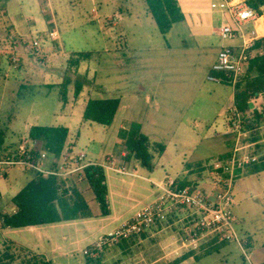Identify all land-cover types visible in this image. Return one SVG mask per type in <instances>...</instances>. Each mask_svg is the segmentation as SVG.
<instances>
[{"label": "crops", "instance_id": "crops-1", "mask_svg": "<svg viewBox=\"0 0 264 264\" xmlns=\"http://www.w3.org/2000/svg\"><path fill=\"white\" fill-rule=\"evenodd\" d=\"M4 1L7 5L10 0ZM62 1L64 0H26L24 5L25 12H31L30 7L34 5L36 9L39 8L38 11H41L39 5H42V3H44L43 6L45 10L48 11V17L43 16L42 12H38L37 15L35 14V17H27L34 20V23L30 22L23 25L21 23V18L24 14L15 16V19L14 16H9V20L14 26V29L19 30V28H21L20 26H25L23 32L26 31L29 33V28H35L37 29L36 34H41L39 38H34L31 33H29L30 35H23L21 37L22 40L31 37L32 39L34 38L33 40L39 41L41 49L35 55L39 57L38 61L33 57L27 56L29 59L31 58L30 60L32 63L36 64V67H31L27 59H24L22 60L23 62L26 60L24 63H21V60H19L20 68L15 71H18L21 78H23V83L24 81L38 83L42 85L45 90L50 89L58 91L61 108L56 112V116L60 117L61 121L58 125L46 126L63 127L68 131L66 144L61 153V157L58 158V164L67 154H83L86 162L95 164H102L107 157L111 156L117 161L124 163L129 171H137V176H122L111 171H103L104 175L108 172L115 176L111 182H109L105 176L107 186L106 200L109 208V215L106 217H101L100 209L85 180L84 174L71 176L65 183L66 185L69 184L76 188L87 205L90 217L15 230L3 228L1 223L0 255L3 253L4 249L11 248L27 253L31 256V259L33 257L43 258L50 264H55L63 260L70 262L71 260H76L79 255H82L84 264H86L84 254L91 245L93 248L101 237L118 229L123 223L130 220L139 210L157 198L156 190L158 191V189L153 184H158L162 182L165 177H168L175 179L178 185L182 187L188 186L186 185L188 181H193L192 184H197L201 188L209 187L210 180L209 182L207 181L205 187L203 185L204 181L196 179L195 174L191 173V171L199 169L203 174L208 176V173H206L208 172L206 169L207 165H209L213 159L224 158L232 150L234 143L231 140H227L233 133L231 122L228 120L227 111L233 104L234 94L231 89L228 101L217 113V118H224V121L221 122V126L210 132L213 133L214 137L213 139L211 138L210 142L212 144L208 147L216 149L212 154H204L198 152L197 148H191L189 149L191 151L187 157L183 155L181 158L179 150L175 145L172 152L168 154V147L160 144L161 139L155 138L156 135L154 132L146 133L145 128V124L147 123L157 128L165 116L171 115L161 108H169L170 110L171 106V110L178 113L175 102L169 101L171 97L164 92V89L170 85L164 83L168 78V70H164L163 73L158 74V79L154 82L143 83L139 81L138 85L140 86H134L131 95L120 94L122 91L119 89L120 86L129 82L126 76L128 74L124 72V70L128 69L130 66H136L135 63L142 59V57L139 56V52L148 54V56H146L148 57V61H152L156 55H158L162 61H167L173 58L177 52L179 53L178 56L183 60L182 62H187L190 58L188 56L193 55L195 56L193 65H197L200 68H208V70H210L211 65L216 60L217 52L222 46H218L217 43L214 45L212 40L213 38H218L215 36L214 31L221 22L220 15L210 8V3L214 2V0H176L183 15L182 21L172 25L171 29L166 34L159 33L161 35L160 37L164 39L163 45H160L157 49L154 47H145L146 50L143 51H138V47L129 44V34L127 33L128 25L132 27L141 26V19L138 17L139 15H137L140 10H142L141 12L145 19H150L146 7L140 4L142 0H87L89 4L85 10L83 9L82 15L84 16L81 15L83 27L90 28L93 24L94 26L96 25L97 31L105 34L106 29L101 26L103 18L109 17L110 19H116V21L112 23L114 27L113 33L111 35L108 34V37L102 35L99 38L105 44L104 50L110 54L109 60H111V68L114 65L115 80L113 85L114 91L112 92L103 89L100 83L101 79L97 81V69H100V65L98 64L99 60L96 58L98 52H91L92 50L81 51L76 48L70 49V44L65 42L62 33L58 30V15L56 12L61 8ZM15 2L18 8H20L19 4H21V8L23 7V3L17 2V0H15ZM66 5L70 10L72 9L70 3L67 4L66 2ZM139 7L141 8L140 10H138ZM109 10H111V13ZM40 14L42 15L41 17ZM120 21H122L121 24ZM120 27H122L121 30ZM106 41L111 42L110 47H106ZM154 52H156V55H154ZM80 53L88 54V59L81 61L76 69L69 70L67 62L70 56ZM105 68L109 67L106 66ZM142 69L145 70L147 75L152 77V68H147V65H145ZM103 71L105 72L106 70L104 69ZM106 75L108 74H105V76ZM65 82H67V85L63 88L62 85H64ZM76 83L81 84V90L77 96H74V87ZM141 86L147 88H145L147 93L144 98L138 99L136 91H138ZM200 87L201 86H197L196 91L199 92ZM62 92H65L64 101L61 100ZM112 98L119 100V106L110 126L105 127L83 119V112L89 99ZM258 100L263 102L264 95H259ZM188 106L189 105H187V107ZM251 109L258 113L262 112H260L261 109H258L254 104H251ZM75 120L80 121V123H82L81 126L87 125L92 127V124H96L102 127L100 129V137L97 139H90L86 149H77L76 143L78 134L71 135L70 124ZM262 121L264 123V118L261 119V122ZM263 123L261 126H264ZM133 124L140 126V132L147 137L151 148L157 144L164 147V151L161 155L153 151L151 152L153 159L152 170L150 172L140 168L138 163L133 159H126L122 134L127 133L130 126ZM33 126L38 125H27L26 132L22 134L21 139H29L28 132ZM259 126H257L258 129L261 128V126ZM251 131H253V129L246 131L242 137H245L251 133ZM208 137L207 134L204 135L200 143L206 141ZM248 140L250 142L245 143L244 146L254 147L260 143H264V139H260L261 141H259V139L254 137H250ZM260 154L261 153H259V155ZM52 159H54V157L48 155L44 162L45 168L51 169L54 167V160ZM156 160L157 163L155 164ZM256 164H258L256 166L264 167V165H260L259 162ZM159 167L160 169H158ZM253 168L254 166H250L245 172L237 174L233 186L234 189L240 190V188L236 186L238 183L242 184V187L245 188L246 180L244 179L248 175L254 179L253 182L255 183H259L262 180L264 169L255 172L252 171ZM167 169L175 170V174L169 175ZM12 171H14V168L0 176V181L2 183L6 181L5 186L2 189L0 188V216L12 215L16 212L14 205L11 203L12 198L37 175L30 170L16 169L17 172H15L10 179L9 176ZM160 171H162V174ZM3 193L11 194L7 196L8 198L6 201L3 200ZM95 203L97 204L96 210L93 209ZM117 208L121 210L120 213L117 212ZM170 227L169 225H164L158 228H151L141 236V238L145 237L146 240H150L151 245L149 251L151 258L148 262L149 264H173L174 262H177L175 264H196L200 260V257H205L213 253L220 257L218 260L220 264H264V243L255 246L253 233L249 231L250 229L245 225L243 220L239 219L236 231L239 238L245 243L246 257L242 254L239 246L233 242L211 240L206 242V246L199 244L198 248L191 247L189 250H187L188 248L183 242L180 245L177 244L178 239L175 240L174 237V241L171 237H168L167 239H161L160 242L155 243V241H157L156 238L162 237L164 234L171 231ZM172 227L178 228V226ZM177 230L179 232V229ZM134 240L135 239L123 243L121 242L119 247L124 249L126 243L135 242ZM232 244L235 246H231ZM235 251L236 259H231ZM186 254H191V257L179 261V259ZM30 261H33V259ZM20 264H22V262H20ZM23 264H28V262H24Z\"/></svg>", "mask_w": 264, "mask_h": 264}, {"label": "rangeland", "instance_id": "rangeland-1", "mask_svg": "<svg viewBox=\"0 0 264 264\" xmlns=\"http://www.w3.org/2000/svg\"><path fill=\"white\" fill-rule=\"evenodd\" d=\"M17 2L23 3V7L21 8V4H19L20 8H18L15 0H10L7 5L4 0H0V130L5 134V153L15 150L14 148L17 147L20 142L22 134L26 132L27 125L54 126L58 125L61 121L60 117L56 116V112L61 108L58 91L50 89L45 90V88L38 83H29L25 81L23 83V78H21L18 71H15L20 68L19 60H21V63H24L26 61L23 62L22 60L24 59H27V62L31 67H36V64L32 63L30 60L32 57L28 53L27 44H29L34 38L41 37V34H36L37 29L29 28V33H31L34 38L32 39L31 37H28L26 40H22L21 37L23 35H28L29 33L26 31L23 32L25 26H20L21 28H19V30L14 29V26L9 20V16H14L15 19V16L24 14L25 16H22L21 23L25 25L30 22L34 23V20L29 18L35 17V14L37 15L38 12H42L43 16L48 17V11L45 10V7L43 6L44 3H42V5H39L41 11H38L39 8L36 9V6L34 5L30 7L31 12L27 13L24 9L26 0H17ZM66 2L67 4H71V10L66 5ZM61 3V8L56 12L58 15L57 28L60 33H62L65 42L70 44V49L76 48L81 51H97L98 55H96V58L99 60L98 64L100 65V69H97V81L101 79L100 83L105 91H114V65L111 68V60H109L110 54L104 50L105 44L99 38L102 35L108 37V34L111 35L113 33L114 27L112 26V23H114L116 19H110L109 17L103 18L101 26L106 29V33L104 34L103 32L97 31L96 25L94 26L92 24L94 27L90 26V28L82 26L81 15L83 14V9L85 10L89 4L87 0H64ZM140 4L145 7L143 0ZM140 9L141 8L139 7L138 10ZM2 11L5 13H2ZM109 11L111 13V10ZM141 11L142 10L137 13V15H139L138 17L141 19V26L132 27L131 25H128L127 27L129 44L138 47V51L146 50L145 47H154L157 49L160 45L164 44V39L160 37L161 35L154 22L151 21V18L145 19ZM42 15L40 14V17ZM121 22L122 21H120V24ZM121 29L122 27H120V30ZM212 40L214 45L217 43L218 46L228 45L230 43L222 42L219 38H213ZM110 45L111 42L106 41V47H110ZM178 54L179 53L176 52L173 58H170L167 61H162V59L156 55V52H154V55H156L155 58H153L152 61H148V57H146L148 54L139 52V56L142 57V59L135 63L136 66H128L129 68L124 70V72L128 74L126 76L129 82L120 86L119 89L122 90L120 94L131 95V91L134 90V86H137L139 81H142L143 83L154 82L158 79V74L163 73L164 70H168V78L164 83L170 85L164 89V92L171 97L169 101L175 102L178 113L171 110V106L170 110L169 108H161L171 115L165 116L157 128H154L150 123L145 124L146 133L154 132L156 135L155 138L161 139L160 144L168 147V154L172 152L175 145L179 150L181 158L183 155H185L184 157H187L191 151L189 149L191 148H197L198 152L209 155L216 150L215 148L208 147L212 144L210 142L211 138L213 139L214 137L213 133L210 132H212L213 129L220 127L221 122L224 121L223 117L217 118V113L228 101L231 88L226 85H218L208 82L206 77L209 70L208 68H200L197 65H193L195 56L189 55V60H187V62H182L183 60ZM27 56L31 58L29 59ZM13 57L18 59V61L13 62ZM33 58L37 59L36 61L39 59L38 56H33ZM145 65H147V68H152V77L147 75L145 70L142 69ZM106 66L109 68H105ZM104 69L106 70L105 72L103 71ZM105 74L108 75L105 76ZM197 86H201L199 92L196 91ZM141 88L139 87L138 91H136L138 99L144 98L147 93L145 90L146 87L144 88V86H141ZM232 91L234 94L235 90ZM258 99L259 95L252 98L250 103L256 105L258 109H261V112L262 108H264V101L260 102ZM187 105L189 106L187 107ZM229 119L230 116L228 115V120ZM262 123L263 121H260L257 126H261ZM81 124L82 123L78 120H75L70 124L71 135L78 134L76 143L77 149H86L90 139H97L100 137V129L102 127L96 124H92V127L87 125L81 126ZM257 126L245 137L237 138L236 133L233 132L227 140H231L234 145L238 143V146H244L245 143L250 142L248 140L250 137L257 138L261 141L260 139H264V126L262 125L259 129ZM243 132L246 133V131ZM206 134L209 136L208 139L200 143L201 138ZM247 150L258 156L260 165H264V143L249 147ZM259 153L262 155H259ZM156 163L157 160L155 164ZM16 169L22 168H14V171L10 173V179L12 178V175L17 172ZM158 169H160V167ZM245 171L246 169L244 172ZM160 172L162 174V171ZM167 173H169V175H174L175 170L167 169ZM191 173L195 174L196 179L203 180V185L206 187L207 181L209 182L210 177L203 174L199 169H195L194 171H191ZM105 176L109 182L115 178L112 173L108 172L105 173ZM249 176L250 175L246 176L244 179L246 180L245 188L239 183L236 186L240 188V190L233 188L235 200L233 211L238 222L239 219L243 220L245 225L250 229L249 231L253 233V240L256 246L264 243V175L259 183L253 182L254 179ZM192 182L188 181V184L186 185L190 187L197 186V184L194 185ZM5 184L6 181L3 183L0 181V188L2 189ZM10 195L11 194L5 193L3 200L6 201L8 198L7 196ZM158 196L159 192L156 190V197ZM93 209H97L96 203L95 206H93ZM116 210L118 213L121 211L119 208ZM170 229L171 231L164 234L162 237L156 238L157 241H155V243L160 242L161 239L163 240L171 237L173 241L174 238L175 240L178 239L177 244L180 245L182 240L181 232H178L177 230L179 229V226L178 228L170 227ZM134 241L135 242L126 243L124 249L119 247L121 240L117 243H111L104 246L100 251H97L96 249L94 250L91 245L89 248H92L90 249V258L93 260L92 263L149 264L148 262L151 258L149 251L151 245L150 240H146L145 237H142L137 238V240L135 238ZM201 244L203 246L207 245L204 242H201ZM231 246L235 245L232 244ZM187 248V250H189L191 247ZM5 250L12 255V264H20V262L23 264L24 262L32 260L31 256L23 251L8 248L4 249L3 252H5ZM235 256L236 251L233 253L231 259H236ZM1 258L2 257L0 256V259ZM199 259L200 260L196 264H220L218 261L220 257L215 253L200 257ZM68 262L69 261L63 260L58 261L55 264H84L82 255H79L76 260ZM0 264H7V261H4L2 258Z\"/></svg>", "mask_w": 264, "mask_h": 264}, {"label": "built area", "instance_id": "built-area-1", "mask_svg": "<svg viewBox=\"0 0 264 264\" xmlns=\"http://www.w3.org/2000/svg\"><path fill=\"white\" fill-rule=\"evenodd\" d=\"M210 8L221 18L214 31L215 36L222 42L230 43L219 48L206 80L234 90L247 76L249 62L258 56L254 46L257 40L264 38V9L255 11L247 5L246 0H214ZM27 46L31 57L41 49L38 40H32ZM12 61L17 62L18 59L13 57ZM227 112L232 131L237 138L242 137L243 118L233 104ZM36 147L35 140L21 139L11 155L0 158V176L12 168H22L42 177L55 176L66 181L73 175L84 174L85 168L89 166L122 176H137V171H129L124 163L111 156L102 164H95L86 162L83 154H67L55 168L47 169L44 162L48 155H52L38 151L34 157ZM247 148L249 146H238L236 143L224 158L213 160L207 165L209 187H182L175 179L168 177L153 184L159 196L118 229L101 237L94 245V250L100 251L104 246L120 240H137L151 228L169 225L179 226L181 240L187 247L198 248L201 242L216 239L237 244L246 257L245 243L236 231L238 220L233 211V186L237 174L259 162L258 156Z\"/></svg>", "mask_w": 264, "mask_h": 264}, {"label": "trees", "instance_id": "trees-1", "mask_svg": "<svg viewBox=\"0 0 264 264\" xmlns=\"http://www.w3.org/2000/svg\"><path fill=\"white\" fill-rule=\"evenodd\" d=\"M143 2L148 15L160 34H166L172 25L183 19L176 0H143ZM246 3L257 12L264 9V0H246ZM254 51L258 56L249 62L247 76L234 89L233 105L244 120L242 131L255 128L264 118V108L261 113H258L251 109L250 104L252 98L264 94V38L255 42ZM88 57V54L82 53L71 55L67 62L68 69H76L79 63L88 59ZM66 85L67 82L62 85L63 88ZM80 90L81 84L76 83L74 96H77ZM64 99L65 92H62L61 100L64 101ZM118 106L119 100L116 98L89 99L83 112V119L108 127L112 124ZM67 134V129L63 127H31L28 138L37 142L36 150L33 152L34 157L37 156L38 151L49 153L54 157L53 168H55L65 147ZM122 136L126 159H133L140 168L150 172L153 159L151 152L161 155L164 147L157 144L151 148L147 137L140 132V126L137 124L131 125L128 132L122 134ZM4 143L5 134L0 130V158L9 156L14 151L5 153ZM252 166H254L252 171L255 172L264 169L263 166H256V164ZM84 176L98 204L101 217L108 216L107 186L103 170L97 166H89L85 168ZM65 182V180L55 176L42 177L36 175L12 198L11 203L14 205L16 212L12 215L0 216L2 227L15 230L90 217L87 205L76 188L69 184L66 185ZM121 242L125 241L122 240ZM90 249L92 248H88L84 254L86 264H93V260L90 258ZM0 256L4 261H7V264H12L13 257L6 250ZM188 257H191V254L182 256L179 261ZM32 259L33 261H29L28 264H50L43 258L33 257ZM175 263L177 262L173 264Z\"/></svg>", "mask_w": 264, "mask_h": 264}]
</instances>
